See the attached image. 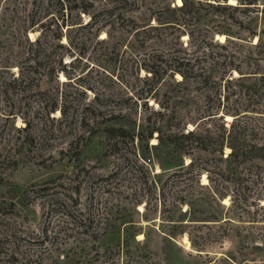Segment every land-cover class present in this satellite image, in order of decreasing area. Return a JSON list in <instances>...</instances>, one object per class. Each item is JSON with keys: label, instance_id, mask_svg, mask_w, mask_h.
Masks as SVG:
<instances>
[{"label": "rangeland", "instance_id": "rangeland-1", "mask_svg": "<svg viewBox=\"0 0 264 264\" xmlns=\"http://www.w3.org/2000/svg\"><path fill=\"white\" fill-rule=\"evenodd\" d=\"M46 1L35 8L31 0H0V264H264V197L253 194L235 208L229 194L215 197L207 173L197 181L177 174L187 156L157 148L143 161L129 142L115 147L106 131H138L156 120L214 126L223 109L264 108V96L258 103L254 90L243 93L234 70L221 78L215 54L206 68L216 83L151 74L160 54L187 47L188 36L178 42L168 28L146 38L141 29L155 24L166 1L180 0H90L89 14L73 12L60 39L53 19L30 45L39 22L57 16ZM240 17L256 31L264 25L256 12ZM206 21L194 34L212 24ZM231 32L242 56L258 39L235 26ZM249 110L238 121L264 123V113ZM214 162L209 174L220 178ZM255 187L264 188V177ZM172 233L181 234L168 242Z\"/></svg>", "mask_w": 264, "mask_h": 264}, {"label": "trees", "instance_id": "trees-1", "mask_svg": "<svg viewBox=\"0 0 264 264\" xmlns=\"http://www.w3.org/2000/svg\"><path fill=\"white\" fill-rule=\"evenodd\" d=\"M51 2L57 7L55 10L57 16L51 15L48 23L39 22L36 27L40 28V34L34 40H29L27 36L28 44H39L41 36L45 32L43 27L45 24H50L53 19L56 28L60 30L58 34L60 39L62 29L66 25L75 23L72 13L75 12V16L80 18L81 13L89 14V8L93 6L90 0H47L46 6L48 7ZM31 3L35 5V8H38L43 0H31ZM250 12H256V15L261 14V17L263 15L264 18V0H234L233 3H230L229 0H180L179 4L166 1L157 14L151 17L155 24L148 23L150 25L147 27L143 25L141 30L147 38L151 35L149 31L171 28L177 31L175 38L178 42H180V35L186 33L188 36L187 47L174 50L175 52L167 58L160 54L161 63L157 64L158 69L151 68L149 71L152 75L159 74V76L160 71L171 77L179 74L181 76L179 83H216L206 68V63L215 54L217 60L213 63H220L223 68L221 78L226 75L231 77L233 70L236 71L239 75L236 80L240 82V90L243 89V93L249 97L251 96L248 94L249 90H254L253 96L260 103L259 100L264 96V84L258 83L259 81L264 83V65L261 64V60H264V25L256 31L250 27L249 23H245L240 15ZM205 20L212 24L207 25L203 32L194 34L193 28ZM35 24V18H31L27 21V30H34ZM232 26H235L237 30H247L250 38L254 36L258 38L257 42L253 44L249 41L250 46L246 55L240 54L239 47L232 38H239L232 35ZM215 35L225 36V39L218 41ZM190 45H195V50H191L188 47ZM213 47L221 49V51L214 52ZM244 65L249 67L250 71L244 72ZM259 72L261 75L258 76L257 81H249L247 84L243 82L245 75L256 77ZM226 80L230 81L229 78ZM55 109L52 107L49 112ZM239 109L238 107L231 110L223 109V113L218 116V124L214 126L201 127L200 124H196L193 128L188 129L185 126H168L164 120H156L138 131H131L122 126H110L106 128V131L110 137L115 139V147L121 141H127L141 152L143 161L151 160L147 155L151 150L157 148L172 149L187 156L189 161L180 167L177 172L179 176L188 174L191 180L196 179L197 181L203 172L207 173L208 186L213 189L215 197L220 199L229 194L234 207L241 208L243 207L242 201H247L253 194L257 200L259 197H264L263 187L253 189L264 177V173L263 176H260V172L258 173L261 168H264V123L250 125L238 121V117L244 115L248 109L251 112L264 113V108L245 105L242 110ZM230 111V115L234 118L227 122L224 115L229 114ZM153 138L156 139L155 143L150 142ZM226 148L227 152H225ZM209 155H217V162L212 160L214 156L208 158ZM259 160L262 162H258ZM212 162L215 163L214 167L220 174V178L210 176L209 167ZM222 162H224L223 165ZM254 170L258 171L254 172ZM224 179H228L229 182H223ZM180 200V203L185 201L184 198H180ZM188 204L190 205V203ZM188 211V209L181 211V216H185ZM178 234H168L166 240L171 242V239Z\"/></svg>", "mask_w": 264, "mask_h": 264}, {"label": "bare ground", "instance_id": "bare-ground-1", "mask_svg": "<svg viewBox=\"0 0 264 264\" xmlns=\"http://www.w3.org/2000/svg\"><path fill=\"white\" fill-rule=\"evenodd\" d=\"M234 0H229L230 3H233ZM229 117V116H228ZM206 180V179H205Z\"/></svg>", "mask_w": 264, "mask_h": 264}]
</instances>
